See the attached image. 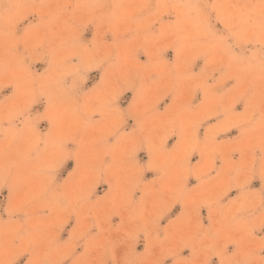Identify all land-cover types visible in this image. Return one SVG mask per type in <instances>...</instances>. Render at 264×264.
<instances>
[{"label": "clouds", "instance_id": "1", "mask_svg": "<svg viewBox=\"0 0 264 264\" xmlns=\"http://www.w3.org/2000/svg\"><path fill=\"white\" fill-rule=\"evenodd\" d=\"M0 264H264V0H0Z\"/></svg>", "mask_w": 264, "mask_h": 264}, {"label": "rangeland", "instance_id": "2", "mask_svg": "<svg viewBox=\"0 0 264 264\" xmlns=\"http://www.w3.org/2000/svg\"><path fill=\"white\" fill-rule=\"evenodd\" d=\"M216 28L217 29H222V25L220 24V23H217L216 25ZM90 36H91V32H89V33H86V35H85V39H88V38H90ZM166 57L168 58V59H171V57H172V53L171 52H168V53H166ZM141 59H143V57H141ZM198 64H199V62H197ZM229 86H230V83H229ZM129 95V97H130V95L131 94H128ZM243 105L241 104V105H237V108H236V110L237 111H242L243 110ZM42 110V109H41ZM236 135V130L235 129H233V130H231L229 133H224V134H222V138H224V139H227V138H229L230 136H235ZM194 160H193V163H195V157L193 158ZM198 159V158H197ZM149 178H151L150 176H149ZM190 183H191V181H190ZM259 185H260V182L257 180V181H253V186L254 187H259ZM106 185L105 186H101L99 189H98V191L100 192V193H103V191L106 189ZM4 195L6 196L7 195V192H5L4 193ZM233 195H234V193H233ZM176 210H178V208L177 209H175L174 211H176ZM75 222L74 221H69V224L67 225V228H68V230H71V228H72V226H73V224H74ZM62 235L66 238V236H67V232H65V233H62ZM138 250H140L139 249V247H138ZM188 254V252H187V250H185L183 253H182V255H187Z\"/></svg>", "mask_w": 264, "mask_h": 264}]
</instances>
